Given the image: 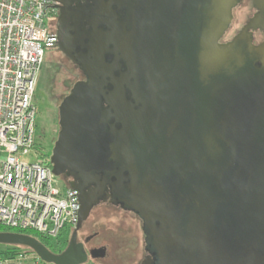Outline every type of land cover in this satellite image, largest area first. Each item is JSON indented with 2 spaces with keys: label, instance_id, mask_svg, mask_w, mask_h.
Segmentation results:
<instances>
[{
  "label": "water",
  "instance_id": "95a60500",
  "mask_svg": "<svg viewBox=\"0 0 264 264\" xmlns=\"http://www.w3.org/2000/svg\"><path fill=\"white\" fill-rule=\"evenodd\" d=\"M239 2L95 0L91 45L76 63L85 81L58 107L52 174L103 173L112 203L140 218L154 264H264V40L252 44L264 0L222 44ZM94 201L80 195L59 255L20 233H0V245L84 264L76 232Z\"/></svg>",
  "mask_w": 264,
  "mask_h": 264
},
{
  "label": "built area",
  "instance_id": "2783aa9c",
  "mask_svg": "<svg viewBox=\"0 0 264 264\" xmlns=\"http://www.w3.org/2000/svg\"><path fill=\"white\" fill-rule=\"evenodd\" d=\"M57 0H0V226L54 240L74 228L79 200L35 155L33 97L45 55L56 41L45 20ZM9 232V231H7ZM0 264H42L35 253Z\"/></svg>",
  "mask_w": 264,
  "mask_h": 264
},
{
  "label": "flooded vegetation",
  "instance_id": "af4514ba",
  "mask_svg": "<svg viewBox=\"0 0 264 264\" xmlns=\"http://www.w3.org/2000/svg\"><path fill=\"white\" fill-rule=\"evenodd\" d=\"M95 0H61V4H55L52 14L48 17V22L50 23L52 32L55 34L56 41L50 49L49 55L44 60L41 71L45 78V104L48 107L44 109L43 116L45 120L44 124L46 129H48V123L52 121L55 123L54 129H48V136L43 137V146L35 141L34 139V152L40 151V147L44 150L48 147L51 151L53 149L54 143L57 140L58 132L60 130L58 126V107L61 101L69 94L73 85L79 81H85L83 72L79 70L78 57L86 54L88 52V47L91 45L92 40V27L90 25L91 21V10L94 8ZM239 7L243 8V17L238 21V27L234 30L232 29V24L234 22V16L229 30L225 33V36L221 38L220 43L225 44L230 42L241 30V28L251 19L256 10L252 7V0H240L239 4L233 9V11ZM232 11V15H233ZM232 31V35L228 36ZM253 40L252 44L257 46L264 40V34L259 33V31H254L252 33ZM112 57L108 56L107 61H111ZM111 89H109L110 91ZM56 104L57 116L54 113V105ZM103 107H106L103 105ZM57 117V120L56 118ZM46 123V124H45ZM46 147V148H45ZM38 160L46 165L50 166V154L40 153ZM98 179L95 177L87 178L86 180L81 178L67 177L65 175L59 176L62 178L60 181V186L62 188H69L71 184L78 187L77 190L78 200L80 195L83 193L85 196L90 197V199L96 202L87 217V219L82 222L80 229L76 232V244L83 245V251L86 254V262L84 264H94L97 261H103L107 256V247L105 245L96 244L100 240L101 231L95 228L96 220L98 219V212L105 215L107 211H113L116 214L126 215L135 218L140 224L141 231V251L140 257L136 261V264H154L155 260L152 254H150L146 249L145 236L142 231V222L140 218L128 211L123 209L122 205L117 203H112V188L110 184H102L104 182V174L96 173ZM114 182V179H111ZM111 182V183H112ZM75 228V227H74ZM74 228L66 227L67 229V245L60 252H52L55 255L62 253L72 236ZM104 249V258L92 259L90 253L97 249Z\"/></svg>",
  "mask_w": 264,
  "mask_h": 264
},
{
  "label": "rangeland",
  "instance_id": "374dc122",
  "mask_svg": "<svg viewBox=\"0 0 264 264\" xmlns=\"http://www.w3.org/2000/svg\"><path fill=\"white\" fill-rule=\"evenodd\" d=\"M243 8L239 7L233 11L234 22L232 24V29L234 30L238 27V21L243 17ZM46 25L48 26L49 30L52 31L50 23L48 19L45 20ZM233 33L232 31L229 33L228 36H231ZM50 50L46 52V57L49 55ZM45 57V58H46ZM45 78L43 75V71H40L37 83L35 86L34 97H33V105L36 111V118H35V130H34V139L40 146H43V137L48 136V129L51 132L54 129L55 123L50 121L48 123V129H46L43 119V116L40 115V112L43 114L44 109L48 108L45 104ZM56 104L54 105V113L57 116ZM57 120V117H55ZM46 124V123H45ZM44 147V146H43ZM43 147H40V151L45 155L50 154L51 146L44 150ZM46 148V147H45ZM39 151H36L33 154V158L35 155L39 158L41 155ZM62 178L56 177L57 183H60ZM98 219L96 220L95 228L98 231H101L100 240L96 242V244L105 245L107 247V256L103 261H97L94 264H136V261L140 257L141 251V231H140V224L138 220L133 217L126 216V215H119L113 211H107L105 215H102L98 212L97 214ZM9 232H15L12 229H6Z\"/></svg>",
  "mask_w": 264,
  "mask_h": 264
},
{
  "label": "trees",
  "instance_id": "16d2710c",
  "mask_svg": "<svg viewBox=\"0 0 264 264\" xmlns=\"http://www.w3.org/2000/svg\"><path fill=\"white\" fill-rule=\"evenodd\" d=\"M67 229H62L59 233L58 237L54 240L48 239L46 237H42L34 232H23V234L31 236L38 240L43 246H45L50 252H60L67 245ZM7 232L6 228L0 226V233ZM33 253L30 249L21 246H8V245H0V257H14L20 253ZM42 264H45L42 262Z\"/></svg>",
  "mask_w": 264,
  "mask_h": 264
}]
</instances>
